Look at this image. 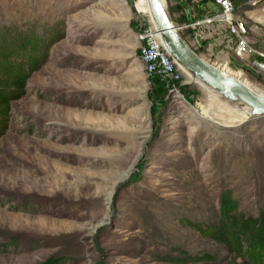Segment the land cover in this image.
<instances>
[{
	"label": "rangeland",
	"instance_id": "374dc122",
	"mask_svg": "<svg viewBox=\"0 0 264 264\" xmlns=\"http://www.w3.org/2000/svg\"><path fill=\"white\" fill-rule=\"evenodd\" d=\"M232 1L249 49L205 60L264 96V0ZM136 2L0 0V264H264V116L147 75Z\"/></svg>",
	"mask_w": 264,
	"mask_h": 264
},
{
	"label": "built area",
	"instance_id": "2783aa9c",
	"mask_svg": "<svg viewBox=\"0 0 264 264\" xmlns=\"http://www.w3.org/2000/svg\"><path fill=\"white\" fill-rule=\"evenodd\" d=\"M179 6L184 22L174 25L177 30L187 29L191 32V41L195 48H201L203 45L202 28L212 25L217 19L225 24L232 38L231 50L234 57L241 58L247 53L249 47L245 40V30L242 23L235 18L232 0H180ZM137 39L139 58L146 74H159L169 84V94L178 96L179 88L174 85L182 81V70L165 49L160 35L150 21L146 28L137 34Z\"/></svg>",
	"mask_w": 264,
	"mask_h": 264
},
{
	"label": "water",
	"instance_id": "95a60500",
	"mask_svg": "<svg viewBox=\"0 0 264 264\" xmlns=\"http://www.w3.org/2000/svg\"><path fill=\"white\" fill-rule=\"evenodd\" d=\"M146 3L165 49L181 69L221 97L240 101L252 115L264 116V96L254 93L241 80L224 73L195 53L170 20L163 0H146Z\"/></svg>",
	"mask_w": 264,
	"mask_h": 264
},
{
	"label": "crops",
	"instance_id": "0c3cea01",
	"mask_svg": "<svg viewBox=\"0 0 264 264\" xmlns=\"http://www.w3.org/2000/svg\"><path fill=\"white\" fill-rule=\"evenodd\" d=\"M172 7L173 15L178 24L184 22L181 16V11L179 7L180 0H169ZM180 36L192 49L193 44L191 43V32L187 29L178 30ZM203 34V47L197 54L206 59L210 56L223 55L225 57L229 56L231 50L232 38L227 32L225 24L220 20H215L212 25L205 26L202 28ZM193 50V49H192Z\"/></svg>",
	"mask_w": 264,
	"mask_h": 264
},
{
	"label": "bare ground",
	"instance_id": "6f19581e",
	"mask_svg": "<svg viewBox=\"0 0 264 264\" xmlns=\"http://www.w3.org/2000/svg\"><path fill=\"white\" fill-rule=\"evenodd\" d=\"M164 1V0H163ZM165 3V1H164ZM137 11L139 13H142L143 15L146 14L148 16V20L150 21V23L154 26L153 20L149 14L148 11V6L146 3V0H137L136 4H135ZM180 68V67H179ZM182 71H184L183 69H181ZM223 71V70H222ZM185 72V71H184ZM224 73H226L225 71H223ZM186 73V72H185ZM227 74V73H226ZM195 81L197 83H200L203 87L207 88V90L212 94L211 97L216 98L218 97V94H216L211 88L207 87L206 85H204L203 83H201L200 81L198 82L196 79ZM244 83V82H243ZM249 89H251L254 93L259 94L257 91H255L253 88H251L249 85H247L246 83H244ZM261 95V94H259ZM263 96V95H262ZM233 113H236L238 115L243 116L244 118H247L249 116H253L251 114V110L245 106L244 104H240V105H234L232 106V108L230 109ZM201 114H207V110L205 108L202 109V113Z\"/></svg>",
	"mask_w": 264,
	"mask_h": 264
},
{
	"label": "trees",
	"instance_id": "16d2710c",
	"mask_svg": "<svg viewBox=\"0 0 264 264\" xmlns=\"http://www.w3.org/2000/svg\"><path fill=\"white\" fill-rule=\"evenodd\" d=\"M180 7V6H179ZM184 20V19H183ZM177 23V22H176ZM183 23V22H182ZM178 24V23H177ZM181 24V23H180ZM11 36V31H1L0 32V45H4L9 47L11 45V43L7 42V39ZM4 46H0L2 47V49L4 48ZM195 53H197L196 51H194Z\"/></svg>",
	"mask_w": 264,
	"mask_h": 264
}]
</instances>
